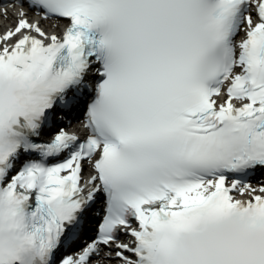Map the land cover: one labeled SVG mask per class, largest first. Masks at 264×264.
<instances>
[{"label":"snow or ice","instance_id":"1","mask_svg":"<svg viewBox=\"0 0 264 264\" xmlns=\"http://www.w3.org/2000/svg\"><path fill=\"white\" fill-rule=\"evenodd\" d=\"M16 4L0 35V264H264V0ZM77 112L83 137L64 123ZM97 201L95 238L61 255Z\"/></svg>","mask_w":264,"mask_h":264},{"label":"bare ground","instance_id":"2","mask_svg":"<svg viewBox=\"0 0 264 264\" xmlns=\"http://www.w3.org/2000/svg\"><path fill=\"white\" fill-rule=\"evenodd\" d=\"M12 4H7L5 6H9ZM20 12V7L16 4L15 7H7V15H4V8L0 6V35L4 34L6 31L10 29H14L17 23L18 15ZM29 20L31 22H37L39 20L38 17L34 15H29ZM41 26L49 33V34H57V35H62L65 27H66V22L61 21L57 22L54 20H49V21H43ZM91 166L87 163L83 165V169L85 171H89ZM255 186H259L258 184H254ZM237 196H239L237 194ZM247 197V196H245ZM80 249H76L73 252V255L78 254ZM103 264H107V261L105 260Z\"/></svg>","mask_w":264,"mask_h":264}]
</instances>
